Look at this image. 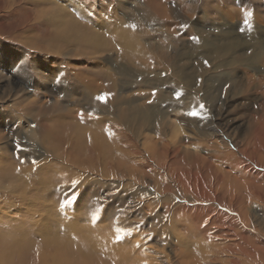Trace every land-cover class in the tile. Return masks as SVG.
Instances as JSON below:
<instances>
[{
  "label": "bare ground",
  "instance_id": "1",
  "mask_svg": "<svg viewBox=\"0 0 264 264\" xmlns=\"http://www.w3.org/2000/svg\"><path fill=\"white\" fill-rule=\"evenodd\" d=\"M173 1L137 0L135 6L131 5V14L121 19L109 18L108 22L112 25L109 31L116 43L113 46L125 54L128 64L109 69L100 65L97 70L91 65L84 67V73H77L83 84L81 94L85 98L84 103L71 105L75 102L71 84L72 94L54 97L51 103L41 102L34 94L23 106L11 109V117L18 124L28 114L34 116L33 126L42 143L46 142L49 146L45 148L46 153L53 156L45 164L47 171H52L46 178L44 191H54L52 204L62 207L58 205L52 215L41 214L40 210L34 208L41 216L34 224L50 236L48 246L53 252L48 264H87L89 261L95 264H264V243H260L257 234L248 231L252 230L253 219L258 220L259 217L264 220V208L256 215V203L261 201L264 205V181H260L264 179V97L261 108L256 111L257 115L250 116L251 129L245 144L231 150L228 142L232 137L227 130L232 124L228 123L226 114L231 100L224 98L226 94L212 97L198 94L202 85H215L223 89L224 93L230 90L233 96L246 95L250 88L261 87L264 77L258 72L260 67L264 69V38L256 36V18L246 12L244 17L248 23L243 26L242 35L223 36L222 42L210 41V34L202 29H194L190 24V16L182 15ZM13 2L10 5H14ZM115 11L112 7L110 13L115 15ZM69 22L66 26L69 30L77 28L72 20ZM34 23L35 18L26 24L32 27ZM66 27L61 29V41H72L73 37L67 36ZM92 36L93 40H97L93 44L94 49L106 47L105 42L97 39L96 35ZM190 37L196 50L205 48L203 70H212L213 61L218 60L220 64L216 68L222 66L227 76L217 83L207 84L200 65L195 64L198 71H190ZM5 40L9 43L18 42L11 36ZM27 45L26 55L31 57L38 76L42 73V67H45L43 60L60 55L52 41L45 44L30 42ZM236 48L240 49L239 53ZM36 50L43 58L31 56ZM131 63H135L138 68ZM240 68L244 71V77L236 79L233 71ZM126 71L156 76L154 80L163 90L172 89L174 93L164 91L166 93L161 95L162 101L154 103L152 108L146 104L131 105L127 108L128 115L119 118L99 115L100 109L114 101L112 91L117 83L116 73ZM156 71L159 74H155ZM53 76L58 80L57 88L66 85L61 82V74L53 73ZM102 84L107 85L109 92L104 102L96 99L100 96L97 92ZM190 87L194 88L191 97L210 102V120L198 128L204 142L198 147L199 150L194 146L196 150L180 145L184 131L181 123H193L190 113L181 119L182 122L176 120L169 124L163 121L168 111L181 103L183 94L191 98ZM26 88L23 87L24 92ZM17 102L19 104L21 100ZM84 104L85 108L82 107ZM126 116L131 126L146 127L158 134H162L166 126L171 130L170 138L164 140L160 135H155L147 143L138 144L136 135L134 137V134L126 133ZM17 131L19 133L14 136H20L19 128ZM216 132L225 139L220 142L209 141L212 136H216ZM23 137L30 141L24 144V154L36 156L38 152L34 146L39 138H35L34 134H24ZM181 148L186 149L183 156L179 155ZM170 152L174 153L170 156ZM189 152L188 163L185 157ZM14 156L21 165L11 161L6 150L1 149L0 160H7L8 164L0 169V179H9L10 174H20L23 183L30 182L24 170L32 171L31 165H25L26 161L19 155ZM89 172L96 175L93 181L95 185L105 181L109 187L113 179L119 176L138 185L137 192L141 197L151 194V199L144 203L148 209L146 218L151 219L148 229L143 231L140 228L142 223L144 225L142 221L140 225H135L134 229L137 230L114 233L117 228L131 223L124 217L118 221L110 219L104 225L99 223L106 207H98L96 213L90 212V208L95 209L99 202L96 197L86 204L90 206L87 212L71 218L69 211H73L77 203H63V198L67 196L64 192L70 189L73 197L77 198L79 193L75 190L87 180L86 173ZM3 173L8 174L4 176ZM79 175H82L81 178ZM37 180L36 177L34 181ZM1 219L8 221L6 217ZM78 219H85L87 224L80 226L77 224ZM3 225L0 223V227ZM24 227L16 230L14 225V232L20 238L4 240L0 234V264H43L40 247L24 237L23 231L29 226L26 229ZM104 231L107 232L102 234ZM59 234L61 238L57 241L56 236ZM117 235L123 239L118 241ZM187 236L195 239L190 242L192 249L189 252L183 249L184 237Z\"/></svg>",
  "mask_w": 264,
  "mask_h": 264
},
{
  "label": "rangeland",
  "instance_id": "2",
  "mask_svg": "<svg viewBox=\"0 0 264 264\" xmlns=\"http://www.w3.org/2000/svg\"><path fill=\"white\" fill-rule=\"evenodd\" d=\"M25 1H28V3L25 4ZM12 2L13 0H0V135L2 136L0 139V151L1 149H5L6 153L11 156L10 160L14 161L15 164L21 165L14 156L16 154L19 155L26 161L25 165H31L32 171L28 169L24 170L30 179L28 183L22 182L20 174H10L9 179H0V182H3L0 184V220L3 217L8 218V221H0V223L4 224L0 227V234L2 236L0 238L4 240L20 238V235L14 232V225L16 226V230H21L23 226L26 229V226H29V228L23 231L24 237L31 239L29 241H32V244L36 247H40L39 250L42 251L43 258L41 261L43 264H48L51 258L50 255L53 252L50 250V246H48L50 236L44 233L42 228H38L39 226L34 224L41 218L34 210H40L42 212L41 214L52 215L59 205L52 204L54 191L51 189L44 191L46 190V178H48L49 173L52 171H47L45 164L53 156L52 154L46 153L45 148H49V146L46 142L42 143L38 131L33 126L34 116L28 114L26 117L21 118L18 124L11 117L13 114L11 113V109L23 106L22 104H25L31 99L29 97H33L34 94L36 95L35 98L41 100V102L51 103L54 97H61L63 94H72L74 92L73 97L75 102L71 105L84 103L85 98L81 94L83 84L77 73H81L82 71L84 73V67L87 66L88 68L91 65H94L93 69L97 70L100 68V65L109 69L111 67L114 68L128 64L125 54L113 46L116 43L113 41L109 31L112 25L109 24L108 20L113 17L121 19L123 16L131 14V5L135 6L137 0H16L15 3L13 2L14 5H10ZM173 3L182 15L186 17L190 16V24L194 29H202L206 31V34H210L208 35L210 41L222 42L221 38L223 36L233 37L242 35L244 33L243 26L248 23V19L244 17L246 12H249L250 16L256 18V23H254L255 32L257 33L256 36L264 38V0H174ZM112 7L116 9L115 15L110 13ZM32 17L35 18V23L31 27L26 23L29 20L31 21L33 19ZM70 20L76 24L77 28L69 30L66 27L70 24ZM62 27H66L68 30L67 36L70 35L71 38L73 37L72 41H61ZM92 35H96L97 39L105 42L106 47L103 46L100 49H94L93 47L95 46L93 44L97 40H93ZM7 36L15 37L18 42L9 43L5 40ZM49 41L53 42L55 49L58 51L57 53L60 55L57 58H49L47 61L43 60L42 63L45 67H42V73L38 76L36 75L31 57L26 55V50L29 48L27 44L30 42L34 44H38L39 42L45 44ZM75 49H77L76 53ZM236 50L239 53L240 49L236 48ZM262 52L264 54V50ZM38 54L39 50H36L34 53H31V56L43 58L40 54L37 56ZM204 54L205 48L201 47L196 50L190 37V71L196 69L195 64L200 65L202 75L205 78L204 82L207 84L213 83L214 81H216L214 83H217L220 79L227 76L222 66L216 68L220 64L218 60L213 61L210 67L212 70H203L202 63L204 60L202 57ZM48 62L51 64L50 67L48 66ZM131 64L137 67V65H134L135 63ZM260 68V72L258 73L263 74L261 77H264V69L263 67ZM53 73L61 74V82L66 85L57 88L59 87L58 80L55 79ZM155 74L159 73L156 71ZM243 74L244 71L241 68L236 72L233 71L236 79L244 77ZM115 76L117 83L112 91L114 92V101L113 103L110 101V105H106L104 109H100L98 111L99 115L119 118L120 116L128 115L126 114L128 112L127 108L131 105L146 104V106L152 108L154 103L162 101L161 95L163 96L166 93L164 91L174 93L172 89L166 88L163 90L162 86L154 80L157 79L156 76L149 74L138 75L132 71L129 73L127 71L124 73H116ZM102 85L97 95L109 94L107 85ZM24 86L27 87V91L25 92L23 89ZM69 86L74 87V90ZM202 87V89L198 90V94L201 96L208 94L212 97L217 94H226L224 98L231 100V106L226 109V114H228L229 119L228 123L232 124L231 128L227 130L230 131L232 137L228 142L230 144L229 147L231 150H236V147L239 146L243 147L251 129L250 116L257 115V109L261 108L260 104L264 97V84L261 87L250 88L246 95L235 96L232 95L230 90L224 93L223 89L220 90L215 85L211 87L202 85ZM193 89L190 87V97ZM18 95L20 96L18 97ZM181 98H183L181 103H177L176 107L169 110L163 118V121L170 122L169 124L175 123L176 120L182 122V118L187 117L191 112H196V116L190 115L193 123L180 122L184 129L183 135L180 137V145L188 149L196 150L194 147L198 149L200 145L202 146L201 143H204L201 140L203 137L198 133V128L210 120L211 113L208 111L210 102L205 100L199 101L194 96L189 99L187 94H183ZM18 100H21L19 104H17ZM160 106H163V104ZM82 107L85 108V104ZM124 123L128 125L127 129H125L126 133L130 135L134 134V137L136 135L138 144L141 145L142 143H147L155 135H160L159 137L164 140L170 138L169 133L171 130L166 126L163 128V133L158 134L146 127L131 126L127 116L124 119ZM123 125L125 128V124ZM18 128L22 134L20 132V136H14L15 133H19L17 131ZM222 130H224L223 123ZM218 133L216 132V136H212L209 141L220 142L225 139L224 136L222 137ZM24 134L27 136L34 134L35 138H39L36 141L37 147L34 146L38 152L36 156L29 157L25 155L27 153L24 154V144L30 142L23 137ZM185 150L181 148L179 155L183 156ZM172 153L174 152H170L169 155L171 156ZM185 159L189 163L190 152L186 155ZM7 164V160H0V169L5 168ZM3 174L6 176L8 173ZM79 176L81 178L82 175ZM36 177L38 180L34 181ZM80 178L79 180H81ZM86 179L84 183L80 181L82 183L81 187L75 190L79 193L77 198L73 197V191H70V189L64 192L67 196L63 198V203H77L73 207L75 209L69 211L68 215L71 218H76L87 212L90 206L86 204L96 197L99 198V202L96 203L95 209L90 208V212L96 213L98 207H106V211L99 221L102 225L108 223L110 219L118 221L124 217L131 224L120 229H134L135 225H140L142 221H144V225L142 223L140 228L143 231L148 229L151 224V219L146 218L148 209L145 208L144 203L151 199V194L141 197L137 192L138 185L130 183L131 180L127 178L120 179L119 176L113 179L109 187H107L105 181L99 185H95L93 181L96 179V175L91 172L86 173ZM260 181L262 182L264 179ZM47 183L49 184V182ZM259 202L256 203L258 205L256 215L257 213H261L262 208H264L263 203L261 201ZM4 205L6 207H3ZM22 213H26V215ZM257 219L252 220L254 225L251 226L252 230L248 231L257 234L260 243L263 244L264 232L262 227H264V220H260L259 217ZM130 220L133 222H130ZM77 224L84 226L87 222L85 219H78ZM9 226L12 227L10 228ZM134 230H137V228ZM106 232L104 231L102 234ZM114 233L118 232L116 231ZM60 238V234L56 236L57 241ZM184 238L183 249L189 252L191 248L190 242L195 239H190V236ZM44 242L47 243L45 244ZM154 243L157 244L156 242ZM172 247L174 248L173 245ZM166 250L169 251L168 248ZM262 254L264 255V253ZM92 262L89 261L87 264H91ZM92 264H95V262Z\"/></svg>",
  "mask_w": 264,
  "mask_h": 264
},
{
  "label": "snow or ice",
  "instance_id": "3",
  "mask_svg": "<svg viewBox=\"0 0 264 264\" xmlns=\"http://www.w3.org/2000/svg\"><path fill=\"white\" fill-rule=\"evenodd\" d=\"M108 95L109 94L105 93V94H102V95L98 96L96 99L99 100V101H101V102H104L107 99ZM190 115L196 116L197 113L196 112H191ZM116 231L118 233H120V232H123L124 230L123 229H120V228H117ZM116 239L119 241V240L123 239V237L120 236V235H117Z\"/></svg>",
  "mask_w": 264,
  "mask_h": 264
}]
</instances>
